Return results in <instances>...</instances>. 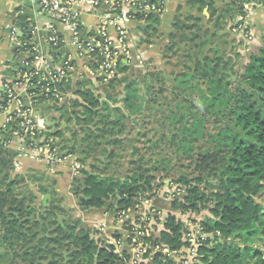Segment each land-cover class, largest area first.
I'll use <instances>...</instances> for the list:
<instances>
[{
  "label": "trees",
  "instance_id": "obj_1",
  "mask_svg": "<svg viewBox=\"0 0 264 264\" xmlns=\"http://www.w3.org/2000/svg\"><path fill=\"white\" fill-rule=\"evenodd\" d=\"M146 1L158 3L157 0ZM132 19L146 22L143 33L149 42L155 35L160 15L142 12L132 15ZM194 36L190 41L198 39L197 35ZM28 39L29 36H25L22 41ZM186 56L192 67L186 73L175 75V90L195 88L206 115L229 121L230 125L220 135L227 155L214 170L211 181L203 176L188 179L179 175L175 184L184 188V195L174 197L170 208L181 214L205 211L211 216L199 224L212 236H208L199 247L195 264H264V50L260 47L257 53L249 55L242 75L234 82L231 80L234 64L220 58L194 57L191 52ZM117 71H126L122 62L117 63ZM194 79L202 83L198 82L194 87L191 85ZM232 83L236 84L233 91L230 89ZM120 85H123V106L132 112L137 111L140 107L135 106L139 97L134 80L114 76L107 84L106 98L112 100L111 93ZM58 89L69 90V84L64 80L50 87L46 96L34 99L35 103L57 102L55 92ZM40 91L38 86L34 92L39 94ZM73 94L75 98L69 101V108L75 113L69 115L65 107L57 110L66 113L67 120L73 118L76 125L93 124L95 130L87 129L82 143L106 138L113 140L114 144L123 141L127 132V117L123 113L110 107L100 95L82 88L81 83L77 84ZM94 119H97L95 123ZM9 127L0 129V264H128L127 253L117 254L113 246L93 240L90 231L79 226L77 221L59 223L57 214L63 211L50 190L39 188V192L49 195L50 199L46 206L41 205L42 210L37 214L35 207L26 203L25 198L18 200L15 188L20 180L9 179L17 156L15 151L6 147ZM188 131L183 129L184 133ZM42 136L47 138L50 135L43 131L40 138ZM81 175L82 181L77 180L81 186L73 187L80 207L83 210L107 208L116 218L139 207L141 201L154 192V176L141 167L123 178L88 172ZM185 233V225L176 214L169 213L162 221L158 238H145L143 243L149 247L161 244L169 252H175L186 247ZM34 239L35 245L32 244ZM234 240L248 247H241L233 243ZM255 242H259L261 248L253 247ZM150 252L148 249L143 258H147ZM152 260L151 264H175L170 257L159 253Z\"/></svg>",
  "mask_w": 264,
  "mask_h": 264
},
{
  "label": "rangeland",
  "instance_id": "obj_2",
  "mask_svg": "<svg viewBox=\"0 0 264 264\" xmlns=\"http://www.w3.org/2000/svg\"><path fill=\"white\" fill-rule=\"evenodd\" d=\"M243 2L244 0H211L209 10L200 8L195 12L184 13L186 17L193 13L196 16L193 17L197 20L184 18L186 28L174 29L176 36L170 42L168 41L161 60L155 64L145 65L141 71L129 78V80L137 82L139 98L135 102V106L140 107L137 111L132 112L123 106V85L116 87L115 92L110 95L112 100L108 101L105 93L100 94L110 107L117 108L127 117L125 121L127 132L122 137L121 143L114 144L113 140L109 138L99 139L96 142L91 141L89 144L82 143L81 139L87 129L95 130L93 124L90 126L76 125L73 118H70L69 121L66 113L55 109L50 111V115L55 118L48 119L45 124L44 132L50 136L47 138L42 136L39 139L41 144L48 141L53 149V157L51 161H48L52 163V166L66 163L74 170L78 177L72 185L74 188L80 185L77 180L82 181V172L123 178L141 167L142 170L153 175L155 178L154 192L141 201L139 210L135 212L130 210L128 218L134 224H142V226L144 224L148 227L152 231L154 240L158 238L160 221L164 220L166 212L170 211L172 199L174 197L182 198L184 195V188L175 184L177 177L184 175L188 179H192L203 176L211 181L214 179V170L221 165L223 157L227 155L220 135L230 125L229 121L206 115L203 111L200 94L195 88L185 89L182 87L175 90L177 85L175 75L186 73L188 68L192 67L186 56L187 52H191L194 57L220 58L223 62L234 64V74L231 77L233 82L242 75L249 55L257 53L260 47L264 50V37L260 38L259 46L253 44L255 37L250 25L247 26L252 31L253 40L249 44H245L233 36L232 27L241 14L239 8H242ZM259 9H264V7ZM161 14L162 12L159 15ZM194 35H197L198 39L190 41L192 37H195ZM111 80L112 77L109 81ZM198 82L202 83L194 79L191 85L195 87ZM202 88L206 90V85H203ZM235 88L236 84L232 83L230 89L233 91ZM68 113L70 115L75 112L69 108ZM95 121L97 119H94V123ZM185 128L189 131L184 133L183 129ZM138 131H140V135ZM15 163L14 159L13 168H15ZM15 178L19 179L13 169L9 173V179ZM36 184V181L25 175L15 188L18 200L25 198L26 203L35 207V214L42 210L41 205H43V194L39 192V187ZM142 204L146 206L143 207ZM43 206H46V203ZM171 212L176 214L184 225L191 227L201 224L206 219H211V216L205 211L199 214H181L173 210ZM57 216L59 223L74 222L78 217L80 218L77 221L79 226L88 229L93 239L95 234L98 236V232L91 226L93 221L85 216V218L82 217L77 209L69 208L58 213ZM208 236L212 235L208 234ZM36 239L33 240V245L37 243ZM233 243L241 247H248L238 240H234ZM253 247L261 248L259 242H255ZM138 248L133 252L134 259L138 258L135 263L151 264L153 252L151 251L152 253L150 252L147 258H143L144 253ZM182 256L179 255L172 260L175 264H183ZM18 263H20V259Z\"/></svg>",
  "mask_w": 264,
  "mask_h": 264
},
{
  "label": "crops",
  "instance_id": "obj_3",
  "mask_svg": "<svg viewBox=\"0 0 264 264\" xmlns=\"http://www.w3.org/2000/svg\"><path fill=\"white\" fill-rule=\"evenodd\" d=\"M87 1L99 2L101 0ZM157 1L162 4L163 10L155 35L149 42H146L145 34L143 33L147 25L144 20L131 19L126 21L128 55L122 60L126 71L123 73L115 72V77L129 79L141 71L145 65L149 63L155 64L160 61L168 41L170 42L176 36L174 29L186 28L184 18H187L188 15L186 17L184 13L195 12L200 8H204V10L211 8V0ZM77 6L85 10L81 15L78 27L80 35L85 38L95 34L100 24V16L106 8L101 4L94 6L90 3L81 2ZM121 9L132 15L136 14L124 3H121ZM193 16L196 17L193 13L189 14L188 19H196ZM247 23V25L251 26L254 33L253 44L259 46L260 38L264 37V9H257L252 18L247 20ZM49 26H53L62 40L61 48L57 51L52 50L46 42L48 36L47 27ZM28 34L31 38V46L45 58L52 61L54 65L58 64L61 59H69L72 65V70L66 79L69 84V90L65 89L62 91L58 89L55 92L57 102L48 100L41 104H36L34 107L35 117L42 119L44 127L48 119L55 118L50 115L52 109L57 110V108L65 107L67 112H69V101L75 98L73 93L77 89L78 83L82 84V88L89 89L96 95L103 94L108 90L107 84L110 81L104 83L98 77L96 66L88 63L85 53L78 51L74 46L71 32L56 20L40 14L35 7L25 0H0V73L3 78L8 80L14 78V67L19 65L18 58L16 59L17 46L15 44L22 42V39ZM109 35L112 39H115L112 29H110ZM158 37L160 39L157 40ZM3 125L4 119L0 117V128H3ZM12 129V126H10L7 130L9 135L6 138V146L17 153L14 173L19 177V180L24 179V176L28 175L37 182V187L50 190L58 203V207L63 212L69 208L77 209L82 217L85 216L93 221H91V226L98 232V236L95 234L94 239L91 237L93 240H100V242L107 245L117 240L121 241L122 251L127 253L129 259L132 260L134 251L130 247L128 231L118 221L115 214L109 212L107 208L95 211L83 210L79 205L78 197L72 190L74 180L78 178L74 170L67 166L66 163L52 166V163H49L47 159L34 156L32 147H24L21 140L12 133ZM44 196H48L47 202L50 196L42 195V198ZM145 203L147 204V201ZM142 205L143 207L146 206ZM139 209L137 207L133 211L135 212ZM169 209L170 211H167L165 215L172 214L171 208ZM78 219L80 218L77 217L76 220L79 221ZM161 230L162 226L158 229V234Z\"/></svg>",
  "mask_w": 264,
  "mask_h": 264
},
{
  "label": "built area",
  "instance_id": "obj_4",
  "mask_svg": "<svg viewBox=\"0 0 264 264\" xmlns=\"http://www.w3.org/2000/svg\"><path fill=\"white\" fill-rule=\"evenodd\" d=\"M36 10L49 18H52L65 26L73 36V44L78 51L85 53L88 63L96 66L98 77L108 83L115 75L117 63L128 55L126 45L127 31L125 23L132 19V14L121 9V3L131 8L135 13L151 12L160 14L163 10L162 4H150L146 0H101L88 2L87 0H25ZM90 3L94 6L103 5L106 9L100 16V24L97 32L93 35L82 37L78 30L81 15L85 12L83 8L77 6L78 3ZM241 14L235 25L232 27L235 39L242 40L249 44L253 40L252 31L247 26V19L255 14L260 7H264V0H244L241 5ZM110 29L115 34V39L109 35ZM48 36L46 42L52 50H59L62 40L53 26L47 27ZM29 36V34H28ZM31 38L27 41L16 43V59L18 66L14 67V78L5 79L0 73V117L4 119L3 128L12 126V133L18 137L24 147H32L34 156L51 161L53 149L48 141L41 144L40 136L44 131L42 119L35 117V101L39 96L47 95L50 87L60 84L66 80L72 70L69 59H61L54 65L52 61L45 58L31 45ZM29 44V45H28ZM41 87L39 94H35V89ZM0 128V129H3ZM123 224L130 246L135 252L138 248L142 253L148 249L153 254H161L174 259L183 255V264H195L198 262V249L208 238V234L203 231L200 225L193 227L185 225L186 233L183 241L186 247L179 251L169 252L161 244L148 246L143 243V239L152 237L151 230L144 224H134L128 218L127 213H121L117 218ZM147 220V219H146ZM149 220V218H148ZM162 221L160 224L162 226ZM114 247V252L122 254L121 241L109 244ZM137 250V251H139ZM151 252V253H152ZM135 258V256H134ZM129 259L128 264L135 263L136 259Z\"/></svg>",
  "mask_w": 264,
  "mask_h": 264
},
{
  "label": "water",
  "instance_id": "obj_5",
  "mask_svg": "<svg viewBox=\"0 0 264 264\" xmlns=\"http://www.w3.org/2000/svg\"><path fill=\"white\" fill-rule=\"evenodd\" d=\"M47 199H48V196H44V197L42 198V204H43V205H45ZM58 221H59V220H58Z\"/></svg>",
  "mask_w": 264,
  "mask_h": 264
}]
</instances>
